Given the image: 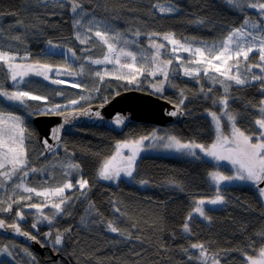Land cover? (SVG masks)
Wrapping results in <instances>:
<instances>
[{
    "label": "trees",
    "instance_id": "trees-1",
    "mask_svg": "<svg viewBox=\"0 0 264 264\" xmlns=\"http://www.w3.org/2000/svg\"><path fill=\"white\" fill-rule=\"evenodd\" d=\"M168 2L180 10L162 14L152 7L157 3L166 4V0H83L88 16L82 20L83 27L74 28V15L69 3L60 8L49 0H0V48L27 54L32 62L70 68L72 64L64 54L46 51L48 41H52L76 52V60L70 69L75 70L76 63L83 64L86 69L93 67L87 57H99L107 50L94 37L97 30L103 32L108 28L119 32L121 39L129 43L137 40L143 49L141 54L150 58L152 54L146 48L149 33H158L153 38L159 40L170 33L175 39L192 45L200 46L205 42L213 45L222 41L230 29L243 24L245 18L253 21L260 18L257 10L248 7L240 10L227 0ZM89 26L92 33H87ZM137 30L139 36L135 35ZM77 31L82 37L86 33L92 36L91 42L80 44L75 37ZM130 45L133 51H138L134 44ZM254 55L250 59L256 62ZM188 59L185 58V61ZM142 64L145 61L139 60V66ZM174 65L173 68L178 66ZM173 68L171 66L170 69ZM170 72L169 80L164 84L166 91L159 96L174 104H179L185 98L181 107L186 117L182 123L165 126L164 132L161 126L143 121L132 123L123 134L89 125H81L68 132L62 144L72 152L82 168V177L89 182L86 197L76 189L68 192L67 195L74 197L71 206L50 227L42 226L36 231L28 223L21 224L23 229L35 234L47 246L44 254L0 233L1 247L16 242L30 252L29 256L35 258L36 264H203L196 258L198 249L191 248L192 244H203L208 253L218 254L219 264H246L247 255H258L259 249L264 247V203L253 185L236 183L222 186L219 190L225 196L224 206L206 208L210 220L193 215L189 221L190 233L183 231V224L194 208V202L214 197L217 193V188L209 179V173L217 166L210 161L144 153L137 160L132 180L122 178L116 183H109L98 177L100 164L112 154L114 143L119 138H137L155 133L158 137L170 134L180 140L202 144L213 141L215 133L211 120L203 116V112L220 107L213 100L223 98L224 90L220 86H213L203 76L196 80L185 78L183 71L175 75H172V70ZM0 73L4 77L1 68ZM92 75L93 72H85L80 77L83 81L81 89L72 85L52 86L39 78H30L18 86L35 94L49 96L51 104L88 97L82 100L80 107L104 102L105 98L108 100L117 92L129 88L117 86L113 79L106 78L101 82L96 76L91 78ZM142 77L146 78L143 82L145 88H140L143 90L150 89L148 85L151 81L155 84L163 79L159 75ZM254 84L242 87L233 85L228 92V108L237 116V126L247 134H253V123L260 118L259 102L264 99L258 82ZM96 88L100 91L96 92ZM209 88L212 92L205 95ZM56 92H63V95L58 97ZM39 105L38 101H29L27 106L20 105L0 97V112L21 116L30 133L26 148L31 167H41L50 158L41 155L43 149L32 123V117L36 114L33 109ZM160 129L165 134L157 135ZM158 142L154 139L151 141L152 144ZM141 181L146 183L142 184ZM117 208L120 212L115 211ZM89 214V218L84 219ZM0 216L13 223L8 215L0 212ZM109 221L125 233H131V236L111 232L107 227ZM66 229L71 231L66 232ZM47 231L53 233L48 240L44 237ZM57 231L64 233V241L61 245L53 246L49 241L54 239ZM23 255L20 250H15L11 257L1 259L0 264H32Z\"/></svg>",
    "mask_w": 264,
    "mask_h": 264
},
{
    "label": "snow or ice",
    "instance_id": "snow-or-ice-1",
    "mask_svg": "<svg viewBox=\"0 0 264 264\" xmlns=\"http://www.w3.org/2000/svg\"><path fill=\"white\" fill-rule=\"evenodd\" d=\"M44 2V0H41ZM53 5H57L60 8L64 7L65 3L70 4V11L74 15L73 27H83L82 20L88 16V13L83 7V0H49ZM227 2L234 7L243 10L245 7L257 10L259 19L253 21L245 18L243 24L239 27L229 30L228 35L220 41L218 44L207 45L202 47H193L191 43L181 42L174 38L173 34H164L163 40L167 42V45H171L170 50L167 49L165 43H157L153 37L158 36V33H149L150 46L155 49L154 54L149 57H144L142 54L139 57L140 60H144L145 64L137 67L138 57L132 52L126 50L129 45L128 40H122L119 33L115 35H109V31L97 30L93 35L98 38V41L102 46L106 47V52L103 54V59H91L87 57L90 64L102 65L111 64L114 66L115 72L120 73L115 75L117 80H126L128 84H134L138 82L137 76H162L159 84H153L152 87L156 92H162L164 90V84L169 80L170 68L173 65V59H161L163 55L162 49L170 51L172 57L178 62V65L183 70V75L198 80L201 76L212 81L213 84H221L224 86L223 98L213 100L214 104L222 105L223 111L218 114L217 112H209L208 115L212 118L215 125L216 139L211 145L205 146L203 144H197L195 142L183 143L175 136H168L167 143L164 144L165 148L176 149L177 151H185L188 155L195 157V149H199L205 156L211 157L217 161H229L232 165L236 166L235 173L233 175H224L221 172H210L209 176L211 180L217 185V193L210 199H200L195 201V207L192 212L189 213L183 224V231L190 233V221L193 218V213L198 214L205 220H210V217L206 214L205 205H223L225 196L221 194L219 186L223 183H230L234 181L251 183L256 187L262 202H264V99L259 102L258 115L260 118L256 119L253 123L252 133L246 134L245 131H241L236 127L237 116L233 115L228 110V92L229 88L233 85L236 87L242 86H255L254 82H258L259 91L264 96V0H227ZM153 8L157 9L159 13L170 14L178 12L180 9L168 0L166 4H153ZM79 17V18H76ZM91 25V21L89 22ZM202 23V21H201ZM87 33H92V27L89 26ZM82 37L79 31L76 32L75 37L80 41V44H88L92 40V36L87 35ZM136 36L140 35L137 30ZM20 39V37H15ZM123 44L122 47H117L119 44ZM135 44V41L131 42ZM48 45L53 47L52 41H48ZM2 47V46H0ZM85 51H87L85 49ZM72 57H76V52L69 48L67 50ZM179 53H188L189 59L185 64V58ZM258 54L259 61L255 64L248 63L249 54ZM18 57L12 54L10 51L0 50V68L6 67L7 74L13 82H23L25 77L35 75L37 77H43L45 81L50 79V73L60 75L66 73L67 75H83L84 65H80L79 72H72L68 67H58L49 63H41L36 61L34 63H17ZM26 60L27 56L20 58ZM79 59V58H77ZM130 61L122 63L121 61ZM244 65V72L252 73L253 68L259 69V73L252 74L250 76H244L240 67ZM124 70H128V74L125 75ZM174 71V70H173ZM113 75L112 72L105 70L103 73L100 71L95 72V76L99 78L101 82L105 80L106 76ZM19 78V79H18ZM53 84H65L67 81L63 79H52ZM72 87H80L79 84H72ZM96 92L100 89L96 88ZM201 88V92H203ZM212 92V89H208V95ZM56 95H63V92H56ZM120 93L117 92L118 96ZM0 96L5 97L9 101L19 102L20 105L27 106L29 101L44 102L42 107L34 108L33 111L39 115H63L60 111L64 106L60 104L50 103V97L47 95H35L32 91L14 90L8 91L2 84H0ZM183 97V92H181ZM81 100H86L88 97L81 96ZM184 99L180 100V103L176 106V110L169 113L171 116H176L181 112L180 105L184 103ZM77 100H70V105L77 104ZM105 103H108L105 98ZM102 104L100 107H103ZM252 107V105H249ZM81 115H88L89 110H84L79 113ZM95 117L102 119L99 111L94 113ZM223 117H227L228 123L231 125V131L228 135H225L222 127L221 120ZM125 117L116 115L113 123L116 126L123 125L125 123ZM63 125L52 129L51 139L59 142V133ZM25 127V122L21 116L13 115L11 113L0 112V178L3 182L12 180L13 177L19 179V183H16L13 188V195L9 196L7 200L0 199V212L11 213L13 206H19V210L15 211V217L17 220L25 219V212L23 209H35L37 215V223H33L31 227L37 228L39 222H47L49 225L53 223V220L57 215H63L67 211V207L71 206L73 196L66 195L69 190L76 189L80 192L81 196L87 195L89 189V182L86 179H77L75 183L70 179H66L60 186L55 187H43L40 189L36 187H29L25 180L30 173H36L43 171L30 166V160L28 158V151L25 141L29 138ZM158 140L164 141L165 137H158L155 133L151 136H142L137 140H126L117 142L114 153L106 158L102 163L98 171V177L102 180H116L121 177L123 173L127 177H132L137 163V159L142 151V145L146 140ZM42 145L47 152L55 150L57 145L50 144L48 139L42 141ZM123 149L130 151L129 155H125ZM44 155V153H41ZM69 169H79L78 164L67 165ZM142 184L146 183L141 181ZM16 189H22L23 193L16 192ZM26 194V195H25ZM33 197L42 198L40 203H32ZM6 205V206H5ZM54 209L55 211L51 215L45 214L46 208ZM91 207H94L91 206ZM116 212H120V209H115ZM108 229L113 233H119L121 236H131V233H125L119 228L114 226V222L109 221L107 224ZM135 227V225H133ZM12 229L17 234L23 235L26 238L36 241L37 237L31 235L27 231H22L19 223L6 224L5 220L0 219V229ZM66 232H70L71 229H66ZM46 236H53L52 232L45 233ZM64 241V233L57 231L54 235V239L51 241L53 246L61 245ZM193 249L199 250V256L197 259L203 261V264H219L217 259L218 254H209L207 248L203 244L190 245ZM251 247V245H250ZM27 252V250L25 249ZM185 252L188 249H184ZM0 252L6 253L12 256L13 253L9 251V246L5 245L0 248ZM30 255V253H29ZM191 260L192 257H189ZM32 264H36L35 258H32ZM246 264H264V247L259 249L258 255H247Z\"/></svg>",
    "mask_w": 264,
    "mask_h": 264
},
{
    "label": "rangeland",
    "instance_id": "rangeland-1",
    "mask_svg": "<svg viewBox=\"0 0 264 264\" xmlns=\"http://www.w3.org/2000/svg\"><path fill=\"white\" fill-rule=\"evenodd\" d=\"M106 30L109 31V35H115V34L119 33V32H116V31H112L111 29H108V28H106ZM153 39H155V38H153ZM155 40H156L157 43H165L167 45V42L164 41L163 39H161V40L155 39ZM133 41L136 42L134 45L136 46V48H137L138 51H133L131 49V45H130L131 43H129V45L127 46L126 50L132 51V52H134L137 55V57H138L137 67H140L139 66V60H140L139 57L141 56V50H143V49H142V47H140L138 45V41L137 40H133ZM205 44L210 45L209 42H205ZM214 44H218V43H214ZM52 45H53V47H50L49 45H47V47L45 48L46 51L53 52V53H58V54H64L68 58L69 62L72 64L71 65V67H72L74 65L75 60H76V57H72L71 54L67 52V50L69 48L61 47V46L57 45V43H55V42H52ZM122 46H124L122 43L119 44V45H117L118 48L119 47H122ZM192 46L193 47H202L203 45H200V46L192 45ZM171 47H172L171 45H167V49L168 50H170ZM146 48L148 49V52L150 54H152V55L154 54L155 49L151 48L149 37H147ZM0 50L8 51L6 49H1V48H0ZM168 50H166V49H162L161 50L162 53H163V55L161 56V59H164V58L169 59V57H170V59H173V65H172V68H173V67H175L174 64L178 65V62L175 61V59L172 57L170 51H168ZM105 52L106 51H104L103 54ZM11 53L17 55V57H18V59L16 61L17 63H34V62H32V61H30L28 59L29 57H28L27 54H19V53H14V52H11ZM103 54L100 55L99 57H96V58H93V59H103ZM179 54L182 55V56H183V54H186L183 57L186 58V59L189 58V54L188 53H179ZM253 55H254L253 53H250L249 54V61H248V63H250V64H255V63H257L259 61V55L258 54H255L254 55V58H255L256 62H254L253 60H251L250 58ZM25 56H27V59L26 60L20 59V58L25 57ZM121 62L122 63H125V62H130V61H124V60H122ZM187 62L188 61L186 60L185 61V64H187ZM80 65L81 64L76 63V69L75 70L74 69H70L71 68L70 67L69 70L72 71V72H79L80 71ZM56 66H58V65H56ZM92 66L93 67H90L89 66V68L84 69L83 75H67L66 73H62L60 75H55V74H51L50 73V79L47 80V81H45L43 79V77H37L35 75H30L28 77H25L24 78V81L25 80H28L29 81L30 78H39V79H42L44 82H46V83H48V84H50L52 86H56L57 87L58 85L67 86V85H72V84H79L80 87H77V88L81 89L82 88L83 81L81 80L80 77L84 76L85 75V72H87V73H92L93 72V75L91 76V78H93V77H95V72L96 71H100V72L103 73L105 70H107L108 72H112L113 75L106 76L105 79L106 78L113 79L114 81H116L115 83H116L117 86H129V88H134V89H140L141 87H144V84L145 83H143V82L146 79L144 77H142V78H141V76L140 77H137V79H138V82L137 83L128 84L126 80H117V79H115V75H119L120 73L115 72V69H114V66L113 65H111V64H102V65L92 64ZM58 67L63 68L65 66H58ZM171 70H172V75L177 74V72L183 71L182 68L179 67V65L176 68L170 69V71ZM1 71H3V76L4 77H1L0 76V84H2L4 87L6 85L8 87H10L11 85L14 86L13 88H6L5 87L8 91H14V90H18V89L19 90H24L21 86H18L22 82L17 83V82H13V81L10 80L9 75L7 74L6 67L1 68ZM240 71H241V73L244 76H250L252 74L259 73V69H256V70H253L252 69V73H246V72H244V65H243V63L241 64ZM123 74L127 75L128 74V70H124V73ZM178 74H180V73H178ZM0 75H2V74L0 73ZM185 78H190V77H186L185 76ZM52 79H63L65 81H67V83H65V84H53V83H51V80ZM204 79H206L213 86H220L224 90V86L223 85L218 84V83L217 84H213L212 81L208 80L205 77H204ZM254 83H256V82H254ZM153 84L154 83L151 81L149 83V85H148V86H150V89L151 90L149 89V90H144V91L153 93L155 95H161L162 93L163 94L165 93V91H166V87L165 86H164V90L162 92H156L155 89L152 87ZM155 84H159V83H155ZM140 90H143V89H140ZM24 91H26V90H24ZM33 94H35V93H33ZM35 95H39V94H35ZM57 96L60 97L62 95H57ZM0 97L2 99H4L5 101H7V102L19 103V102H15V101H9L5 97H3V96H0ZM161 97H163V96H161ZM72 100H77L78 103L75 104V105H70L69 104V101L70 100H69L68 102H65V103H55V104L63 105L64 107L62 109L75 108V107H79V106L82 105V100L80 98H73ZM43 104H44V102L41 101L39 107H42ZM49 106H51V103H49ZM228 110L233 115H235L229 108H228ZM222 111H223V108H222V105H220V107L217 108V109H209V110L205 109L204 112H203V116H207L211 120L213 129H214V133H215V137H214L213 141L216 139L215 125H214V123L212 121V118L208 115V113L209 112H217L218 114H220ZM2 113H4V112H2ZM164 127L165 126L162 127L163 132L166 131V128H164ZM221 127H222V130H223V132H224L225 135H228L230 133V131H231V125L228 123L227 117H223L222 118V120H221ZM236 127H238L237 124H236ZM163 132L160 129V131L158 130L157 135L160 136L161 133H163ZM163 134H165V133H163ZM147 136H150V134L147 135ZM163 136L165 137V140L164 141H160V143L158 142L156 144H152L151 143L152 139L144 141V143L142 145V151L140 152L139 157L141 155H143L144 153H146V154H157V155L182 156V157H187V158H191L192 157V156L188 155L185 151H177L174 148L173 149L165 148L164 147V144L167 143V139L166 138L168 136H173V135L165 134ZM140 137H142V136H140ZM140 137H137V138L136 137H124V138L117 139L116 142L114 143V148L112 150V154L115 151V146H116L117 142H122V141H126V140H137ZM213 141L210 142L209 144H203V145H205V146L211 145L213 143ZM181 142H183V143L195 142L197 144H202V143H199V142H196V141H184V140H181ZM25 144H26V141H25ZM194 151L196 152V156L193 157V158H197V159L203 158L204 160H207V161H210V162L216 164L217 168L214 169V170H212V172L218 171V172H221L224 175H233L235 173L236 166L232 165L229 161H217V160H215V159H213L211 157L205 156L204 153H202L199 149H195ZM123 152H124L125 155H129L130 154V151L128 149H123ZM47 153L48 154H46V155H49L50 156L48 162L46 164H44V166L37 167V169H41L43 171L36 172V173H30L29 176L26 178L25 183L29 187H36L38 189H40L41 186H43V187H55V186L62 185L64 182H66V179L72 180L73 183H75V181L77 179H84L82 177V168H81V166L75 160L74 155L72 154V152L69 151L66 147H64V145L62 143L59 144L58 146H56V148H55L54 151L47 152ZM112 154H110V156ZM108 157H106V158H108ZM139 157H138V159H139ZM104 160L102 161V163L104 162ZM69 163H71V164H78L79 165V169H69L67 167V165ZM102 163L100 164V167H101ZM122 178L123 179H127V180H132V177H127L123 173H121V177L119 179H116V180H102L100 178L99 179L101 181H105V182H109V183H116V182H118ZM209 179H210V182L212 183V185L215 188H217V185L211 180L210 176H209ZM19 182L20 181H19V179L17 177H13L12 180L7 181L6 183L3 182V179L2 178H0V199L7 200L9 196L13 195L14 185L16 183H19ZM236 183H243V184H247V185H252L251 183L234 181V182H230V183H223V184H221L219 186V188H221L222 186H225V185H233V184H236ZM70 191H72V190H69L68 192H70ZM16 192L23 193V190L22 189H16ZM68 192H66V195H67ZM210 198H212V197H210ZM210 198H201V199L207 200V199H210ZM41 200H42V198L33 197V199H32L31 202L32 203H40ZM223 206H224V204L223 205H216V206H213V205H205V208H221ZM194 207H195V205H194ZM17 210H19V206L14 205L13 206V211L11 213H4V212H1V213L4 214V215H8L9 218L13 221V223H21V224L22 223H28L30 227H31V225L33 223H37V215L38 214L36 213V210L35 209H32V210H29V209H26V208L23 209V211L25 212V219L24 220H17V218L15 217V211H17ZM44 211H45V214L46 215H51L55 210L54 209H51L49 207V208H46ZM92 214L94 215V213H92ZM193 215H198V214L193 213ZM89 216H90V214L87 215V216H85L84 219H88ZM61 217H62V215H57L56 218L53 220V223L51 225H49L46 221L45 222H39L37 228H35L34 230L39 231L38 228L39 227H42V226L50 227L58 219H60ZM48 232H50V231H47L45 233H48ZM44 237H45L46 240H48V236H46L44 234ZM49 242H51V241H49ZM9 247L11 248V249H9V251L12 252V253L15 250H20V252L22 254H24L23 255L24 259H29L30 262L32 263V259L29 256V253L30 252H28V250L26 252L25 251V248H23L21 245L19 246L16 242H13V243H11L9 245ZM0 248H3V247L0 246ZM198 256H199V250H198ZM4 257H11V256L7 255L6 253L0 252V260L3 259ZM201 262L203 263V261H201ZM209 264H211V260H209Z\"/></svg>",
    "mask_w": 264,
    "mask_h": 264
},
{
    "label": "water",
    "instance_id": "water-1",
    "mask_svg": "<svg viewBox=\"0 0 264 264\" xmlns=\"http://www.w3.org/2000/svg\"><path fill=\"white\" fill-rule=\"evenodd\" d=\"M256 69L257 68H253V70ZM119 93L120 94L118 96L114 94L108 100V103L100 102L88 104L84 108L65 109L62 110L63 115L36 114L32 121L38 129L39 141L41 145L44 139H48L50 144L58 145L63 140L65 134L70 132L73 127L79 125L100 126L122 134L128 126L134 122L143 121L155 125L168 126L172 124H180L185 118V114L181 107V112H179L176 116L169 115L170 112L176 110V106L178 104H174L159 95L134 88L124 89ZM102 104L104 106L100 107ZM84 110H89V114H79ZM97 111L100 112L102 119L95 117L94 113ZM118 114L126 118L125 123L120 126H116L113 123L114 118ZM60 125H63V128L59 133L60 139L57 144L56 141L51 139V132L52 129L60 127ZM260 186L264 187V184H261ZM0 219L3 218L0 217ZM5 222L6 224H12L8 223L6 220ZM22 231L25 230L22 229ZM0 233L28 244L33 250L41 254H44L45 252V246L41 244L38 238L36 241H33L8 228L0 229ZM30 234L34 235L32 233Z\"/></svg>",
    "mask_w": 264,
    "mask_h": 264
},
{
    "label": "clouds",
    "instance_id": "clouds-1",
    "mask_svg": "<svg viewBox=\"0 0 264 264\" xmlns=\"http://www.w3.org/2000/svg\"><path fill=\"white\" fill-rule=\"evenodd\" d=\"M108 100H109V99H108ZM104 102H105V101H104ZM89 104H90V103H89ZM92 104H93V103H92ZM86 105H88V104H86ZM86 105H85V106H86ZM85 106H83V107H80V106H79V107H75V108H84ZM180 107H181V105H180ZM181 108H182V107H181ZM66 109H73V108H66ZM62 110H65V109H61L60 111H62ZM183 112H184V111H183ZM34 113H36V112H34ZM36 114H37V113H36ZM36 114H34V116H35ZM184 114H185V113H184ZM34 116H33V117H34ZM33 117H32V119H33ZM32 123H33V121H32ZM33 125H34V123H33ZM34 126H35V125H34ZM79 126H81V125H79ZM79 126H75V127H73L72 130H74L76 127H79ZM159 126H160V125H159ZM35 127H36V126H35ZM128 127H129V126H128ZM161 127H163V126H161ZM36 129H37V127H36ZM72 130H71V131H72ZM125 131H126V130H125ZM123 133H124V132H123ZM123 133H122V134H123ZM65 135H66V134H65ZM65 135H64V136H65ZM37 138H38V142H39V144L41 145V143H40V141H39L38 129H37ZM63 138H64V137H63ZM62 141H63V140H62ZM62 141H61L59 144H61ZM59 144H58V145H59ZM58 145H57V146H58ZM41 147H42V145H41ZM42 149H43V153H44L43 156H44V157H47V156L49 157V155H46V154H48V153H46V151L44 150L43 147H42ZM44 164H46V163H44ZM42 166H44V165H42ZM35 168H37V167H35ZM0 217H1V216H0ZM3 219H4V218H3ZM8 223H9V222H8ZM19 224H20V226H21V223H19ZM21 227H22V226H21ZM22 229H23V227H22ZM24 230H25V229H24ZM25 231H28V230H25ZM28 232H30V231H28ZM30 233H32V232H30ZM32 234H33V233H32ZM2 235H3V234H2ZM34 235H35V234H34ZM4 236H5V235H4ZM35 236H36V235H35ZM6 237H7V236H6ZM36 237H37V236H36ZM12 238H13V237H12ZM14 239H16V238H14ZM17 240H18V239H17ZM38 240H39V239H38ZM19 241H20V240H19ZM39 241H40V240H39ZM21 242H22V241H21ZM41 244H42V243H41ZM42 245L45 246V249H46L47 246H46L45 244H42ZM56 257H57V256H56Z\"/></svg>",
    "mask_w": 264,
    "mask_h": 264
}]
</instances>
